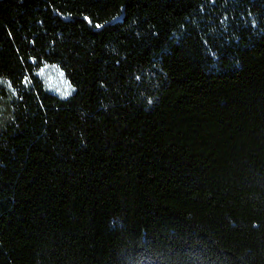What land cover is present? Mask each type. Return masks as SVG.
<instances>
[{
	"label": "trees",
	"instance_id": "1",
	"mask_svg": "<svg viewBox=\"0 0 264 264\" xmlns=\"http://www.w3.org/2000/svg\"><path fill=\"white\" fill-rule=\"evenodd\" d=\"M0 78V264H264V0H0Z\"/></svg>",
	"mask_w": 264,
	"mask_h": 264
},
{
	"label": "rangeland",
	"instance_id": "2",
	"mask_svg": "<svg viewBox=\"0 0 264 264\" xmlns=\"http://www.w3.org/2000/svg\"><path fill=\"white\" fill-rule=\"evenodd\" d=\"M41 69H43V73H41ZM37 75L42 81L43 85L51 92H54L60 97L67 96L72 87L66 79L62 69L56 64L46 63L42 65L37 70ZM63 73V75H61ZM0 86L3 87L8 95L6 98L0 96V126L6 120L9 110H8V100L11 97V86L7 81L0 78ZM67 93V94H65Z\"/></svg>",
	"mask_w": 264,
	"mask_h": 264
},
{
	"label": "snow or ice",
	"instance_id": "3",
	"mask_svg": "<svg viewBox=\"0 0 264 264\" xmlns=\"http://www.w3.org/2000/svg\"><path fill=\"white\" fill-rule=\"evenodd\" d=\"M98 28L101 27V25H96ZM41 73H43V69H41ZM61 75H63V73H61ZM67 94V93H65Z\"/></svg>",
	"mask_w": 264,
	"mask_h": 264
}]
</instances>
